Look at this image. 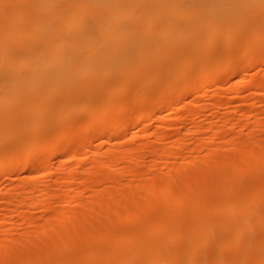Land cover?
<instances>
[{
	"label": "bare ground",
	"instance_id": "6f19581e",
	"mask_svg": "<svg viewBox=\"0 0 264 264\" xmlns=\"http://www.w3.org/2000/svg\"><path fill=\"white\" fill-rule=\"evenodd\" d=\"M136 1L126 4L130 0H0V183L16 179L20 172L45 171L40 176L44 180L48 178L46 172L51 171H46L52 163L51 156L53 159L66 156L68 162L61 161L67 162L68 175L58 186H62L61 191L68 190L64 186L76 187L56 192L58 182L51 180L53 184L49 182L51 185L48 183L46 187L43 184L47 178L36 184L33 178L28 176L32 183L26 180L28 177L18 175L25 180L17 178L15 183L27 182L21 183L9 199L6 198L9 195L4 196L8 200L0 201V216L4 215L0 218V231L9 232L8 225L5 229L1 226L17 218L22 223L25 218V229L31 225L30 221L38 219L44 228L26 237L22 232V238L18 239L11 229L13 236L9 235L11 231L8 235L12 239L0 238V264H264V111L260 113L257 108L263 117L258 116L255 124L252 122L254 126L247 129L251 119L256 118L252 109L264 100L262 75L257 78L251 74L264 65V38L257 36L264 33V4H189L190 0H186L188 3L184 0V4L182 0H163V4L144 0L146 4L141 0L137 4ZM56 4L87 8L82 11L78 7L85 12L78 17L80 20L76 18L78 21L86 13L97 22L103 21L94 23L91 19L96 28L89 34L93 27L85 16L88 24L83 19L80 23L83 31L80 25L77 29L83 33L87 27V35L84 32L83 37L78 32L79 37L76 34L70 38L64 34L67 36L64 39L60 30L61 35H56L58 29L53 26L58 22L57 15L66 11L57 13L52 7ZM49 6L57 17L52 21L56 17L50 16L52 25L41 22L46 16L34 20L39 24L29 20L33 9L37 14L46 11L48 14ZM81 11L70 12L77 17ZM22 18L32 22V26L27 24L29 29L42 27H37L38 31L21 29L22 21L27 22ZM64 18L59 21H66ZM14 22L18 24L15 29ZM67 22L75 27L72 20ZM43 25L54 32L45 31L47 27ZM10 28L14 31H9ZM23 31L31 33L23 37L20 34ZM30 34L33 35L29 37ZM223 59L226 72L219 74ZM231 72L233 79L238 78L232 84L235 93L232 100L229 98L231 101H246L238 85L250 77L252 85L248 88L257 91L252 94L257 105L242 112L240 123H232L240 115L231 110L225 113L224 120H219V110L232 105L225 103L228 107H223L224 101H217L222 108L215 105L210 119L200 110L189 113L193 121L190 130L199 133V137L202 135L192 148H187L190 145L183 139L186 134L180 132L185 125L176 124L185 122L186 115L181 114L171 123L178 126L165 122L163 125L169 126L158 132L157 141L175 138L166 140L168 144L163 142L167 146L160 148L157 141L156 146H151L154 141L148 140H141L136 147L129 143L131 139L125 143L138 129L144 132V126L139 125L151 117L164 118L162 113L169 109L181 112L183 101L189 97L200 98L210 88L217 91L216 85ZM204 116L209 119L206 128L205 121L202 125L200 120ZM75 123L82 124L75 125L76 133ZM41 124L48 134L46 129L42 132ZM38 131L44 134L39 135L41 141L34 134ZM116 137L122 140L117 141L119 145L115 144ZM222 139L226 140L219 146ZM94 140L97 142L93 146ZM120 145L126 149L121 151ZM107 146L116 147L106 151ZM183 152L186 154L182 155ZM201 152H206V158H202ZM147 155L153 156L149 157L153 164L150 161L152 165L144 166L143 158ZM19 157L22 159L17 162ZM63 162L59 164L66 166ZM85 163L91 167L78 173L77 167ZM154 169L163 170L161 178L149 175ZM98 170L112 172L111 175L108 171L109 175L99 172L98 176ZM38 175L34 178L39 179ZM123 181L126 185L135 184L122 187ZM97 185L110 190L99 191L100 195L98 192L92 195L96 190L90 191L93 192L90 203L82 202L83 191L87 187L86 191L93 190ZM81 199L80 210L71 212L70 204ZM54 203L57 207L52 206ZM23 208L29 218L24 216ZM124 224L135 228L121 232L118 229ZM98 242L103 244L98 246Z\"/></svg>",
	"mask_w": 264,
	"mask_h": 264
},
{
	"label": "rangeland",
	"instance_id": "374dc122",
	"mask_svg": "<svg viewBox=\"0 0 264 264\" xmlns=\"http://www.w3.org/2000/svg\"><path fill=\"white\" fill-rule=\"evenodd\" d=\"M145 1H148V0H145ZM145 1L143 0L142 3L145 2ZM149 1H150V0H149ZM158 1H159V0H156V1H155V0H154V1L151 0V2H149V4H152V2H154L155 4H156V2H157L158 4H163V0H161L162 3H160V1H159V2H158ZM168 1H169V0H168ZM168 1H167V2H168ZM179 1H181V0H179ZM182 1H183V2H182ZM182 1H181V3L184 4V0H182ZM188 1H189V0H188ZM188 1L186 2V0H185L186 3H188ZM190 1H191V2H190L189 4H264V0H190ZM130 2H131V3H130ZM130 2H127L126 4H132V2H133V3L135 2V0H130ZM136 2H137V1H136ZM138 2H140L139 4H141V0H138ZM138 2H137V4H138ZM164 2H166V0H165ZM170 2H171V4H172V1H170ZM170 2H168V3H170ZM175 2H176V0H175ZM177 2H178V1H177ZM145 3L148 4L147 2H145ZM145 3H144V4H145ZM181 3H180V4H181ZM186 3H185V4H186ZM134 4H135V3H134ZM173 4H174V3H173ZM175 4H177V3H175ZM34 5H35V4H34ZM56 5H57L58 7H57V6L55 7V6H52V5H51V6L54 7V8H56L57 13H61L62 11H63V12L66 11V13H67V14H66V13H65V14L61 13L60 16H61L62 18H60V16L57 15V16H58V22H59V24H58V22L55 21V22H56V23H54L55 26H53V27H55L56 29H58V30H55V32L58 31V33H57L56 35H57V36H60L61 33H62L63 36H64V37L62 36V38H64V39H66L67 36H70V38H71L72 35H73V37H75L76 34H78V35H76V37H77V36L79 37V34L82 33L83 28H84L83 26H81V24H82L81 21H83V19H84L85 16L87 17V13H86L85 16H83V19H82L81 21H78V19L80 20V18H78V17H80L81 14L84 15L85 12L83 13L82 11H85V9L87 10V8H85V9L82 10V7H79V6H76V5H75V6H76L77 8H75L74 4H69V5H68V4H64V5L62 4L63 6H62L61 4H56ZM65 5H66V6H65ZM37 6H38V5H36V7H37ZM51 6H49V7H51ZM69 6H70V7H69ZM40 7H41V6H40ZM52 7L50 8L51 11H50V9H49L50 13H49V11H48V14H47V13H46L47 11H46L45 14H44V12H42L41 15H40V13H38V14L35 13L37 10L40 9L39 7H37L38 9H37L36 11H34L35 9L32 8V9H33V12H32V15H33V16H32V17L30 16V19H29V20L32 19V22H33L34 20H36V22H37V21H39V20H37L39 17H41V16H43V17L46 16V17H44V18L42 17L43 19H40V18H39V19L41 20V22L44 20L43 23H45V24L47 23V26H48V24H50V22H51V21H49V20H51V17H52V18H55V17H56V16H55L56 13H54V14L52 13ZM60 7H63V8L60 10ZM78 7L81 8L82 11L79 10ZM83 7H84V6H83ZM34 8H35V7H34ZM58 8H59V9H58ZM67 8H68V9H67ZM32 9H31V7H30V10H31V11H32ZM41 9H42V8H41ZM47 9H48V8H47ZM47 9H45V10H47ZM64 9H65V11H64ZM70 9H71V10H70ZM72 9H74V11L77 12V13H78L79 11H81L80 14H77V15H79V16H77V17L74 16V13H71V12H72ZM75 9H76V10H75ZM54 10H55V9H54ZM58 10H59V11H58ZM77 10H78V11H77ZM42 11H43V9H42ZM60 11H61V12H60ZM67 11H69V13H68ZM70 11H71V12H70ZM39 12H41V11L39 10ZM53 12H56V11H53ZM36 14H37V16H36ZM89 14H90V13H88V17L86 18V20L88 19L89 24H92V23H91V22H92L91 19L94 20V21H93L94 23H96V22H97L96 18H95L93 15L91 16V14H90V15H89ZM51 15H52V16H51ZM53 15H54L55 17H54ZM50 16H51V17H50ZM64 16H65L67 19L64 18ZM89 16H90L91 18H89ZM34 17H36V18H34ZM47 17H48V18H47ZM49 17H50V19H49ZM81 17H82V16H81ZM28 18H29V17H27V19H28ZM33 18H34V19H33ZM63 18H64V20H66V21H63V20H62L63 23L65 22V23L67 24L66 27H65L66 24H63L64 26H61V24H60V23H62V22H60L59 19H63ZM76 18H78V19H76ZM93 18H94V19H93ZM23 19H26V18H22V20H23ZM27 19H26V21H27ZM29 20H28L27 22H25V20L22 21V22H23L22 25H23V24H24V25L22 26L21 29H23V28H25V30L29 29L30 25H27V24H28V22H29V24L32 23V22H30ZM53 20H57V17H56L55 19H52V21H53ZM68 20H69V21L72 20V23H73V24H71V25H73V26H75V27L72 28V26L69 25V26H70V28H69L68 23H70V22H67ZM86 20L84 19L83 22H85ZM45 21H46V22H45ZM47 21H49V23H48ZM76 21H77V26H76ZM90 21H91V22H90ZM95 21H96V22H95ZM102 21H103V20H102ZM102 21L99 20L98 22H102ZM78 22H79V24H78ZM98 22H97V23H98ZM104 22H106V21H104ZM34 23H35V21H34ZM80 23H81V24H80ZM85 23L88 24L87 21H86ZM35 24H39V23H35ZM45 24H44V25H45ZM52 24H53V22H52ZM52 24H50V25H52ZM83 24H84V23H83ZM13 25H14V26H13L14 29L16 28V26H18L17 22H16V23L14 22ZM26 25H27V26H26ZM44 25H43V26H44ZM57 25H59V28H58ZM79 25H80V27H82V31H81V32H80V30L78 31V29H77V27H78ZM84 25H85V24H84ZM93 25H94V24H92V26H91V27H93V28L91 29L92 31H91V30H88L87 33L90 34V32H93V31H94L93 29H95L96 27H95V25H94V26H93ZM25 26H26V27H25ZM31 26H32V24H31ZM34 26H35V25H34ZM47 26H44V28L47 27ZM56 26H57V27H56ZM88 26H90V25H88ZM37 27H38V28H39V27H42V25H41V26L36 25V28L33 29V28L31 27L32 29L30 28L29 30H32V31H33V30L36 29V30L38 31ZM60 27H62V28L65 27V28H64L65 30H61L62 28L60 29ZM80 27H79V28H80ZM85 27H86V26H85ZM91 27H90V28H91ZM94 27H95V28H94ZM11 28H12V27H11ZM11 28H10V29H11ZM55 28H54V29H55ZM90 28H88V29H90ZM10 29H9V31H14L13 29H11V30H10ZM42 29H43V28H42ZM80 29H81V28H80ZM17 30H18V29H17ZM46 30H47V31L50 30V32H52V31L54 32V30H52V28H51V29L49 28V30H48V27H47V28L45 29V31H46ZM59 30L61 31V33H59V32H60ZM86 30H87V27H86ZM86 30H85V31H86ZM39 31H40V30H39ZM45 31H44V32H45ZM85 31H84V32H85ZM26 32H27V31H26ZM44 32H43V35H42V36H44ZM53 32H52V33H53ZM63 32H64V33H63ZM78 32H80V33H78ZM84 32L82 33V35L84 34ZM29 33H31V31H30ZM29 33H28V34H29ZM32 33L35 34L36 32L34 31V32H32ZM93 33H94V32H93ZM20 34H21V35L23 34V35H22L23 37H24L25 34H26V36L28 35L27 33L24 34V31H23V33H20ZM33 34H30L29 37L32 36ZM37 34H38V33H36L35 36H36ZM40 34H41V32H40ZM48 34H50V33H48ZM58 34H59V35H58ZM64 34L67 35V36H65ZM85 34H86V32H85ZM85 34L83 35V37L85 36ZM46 35H47V32H46ZM50 35H51V34H50ZM82 35H80V36L82 37ZM86 35H87V34H86ZM42 36H41V37H42ZM51 36H53V35H51ZM257 36H259L258 38H264V33L262 34L263 37L261 36V34H260V35L258 34ZM260 36H261V37H260ZM36 37H37V36H36ZM36 37H35V38H36ZM38 37H40V36L38 35ZM70 38H69V39H70ZM262 40H263V39H262ZM221 62H222V65H223V66L220 67L219 70H220L221 72H219V74H220V73L223 74V72H226V71H225L226 69H225V66H224V64L226 63V60L223 59V60H221ZM261 67H262V68H261ZM261 67H258L260 70L257 68V69H258V72H256L255 70H257V69H255V70H253V72H252L251 74L254 73V74L256 75V76H255V75H254V76L257 77V78H258L259 75H262V77H261V78L259 77V78L262 79V80H264V79H263V78H264V65L261 66ZM262 69H263V70H262ZM232 72H234V71H232ZM232 72L229 73L227 76L224 77L225 80L223 79V81H222L221 83L219 82V83L216 85V90L218 91V93H217V91H214V90H215L214 88H210L209 90H206V91L203 93L204 95H203V94H202V96L200 95V98H199L198 96H197V97H195V96L192 97V96H191L192 98L189 97L190 99L188 98V99L184 100V101H185V102L183 101V103H184V105H185V106L183 105V108H184L183 110H184V111L181 110V112H180V111H178V110H176V111L173 110L174 112H172V110L169 109L170 111H169V110H165V111L162 113V114H165V116L161 115V116H163L164 118L160 117V119H159V118H158L159 116L157 117V115H155L157 118H156L155 116L151 117V119H150L149 121L147 120L148 122H147V121L143 122L144 125H143V123H141V124L139 125L140 127H141V125H142V127L144 126V128H145V129H144V132L139 131L140 129L142 130V128L138 127V128H140V129L137 128L138 131L135 132V134H136V138H135V136H134L135 134H134V135H131V137H130V136L127 137V140L125 141V143H126V142L128 143V141H129L130 139H131V140L133 139L132 141L130 140L129 143H130V144L134 143L133 146L135 145V147H136V146L138 145V143L141 142V140H143L144 142L148 140L147 142H150V141H154V142H155V144H153L154 142H152L151 146H156L157 143H158L157 145H159L160 148L163 147V145H164V147L167 146V145H165V144H166L165 142H167V141L170 142L169 140H172V139H175V138L172 137V138L170 139V138L168 137V138H165V141L159 140V141H160V142H159V141L155 140V139H158V134H159L158 132H161V133H162L163 130H165V128H167L166 125L169 126L168 123L171 124V123H173V122H176L175 119H177V118H175V117H177V116H179V114H181V115H183V116H185V115L187 116V117L185 116V117H184L185 119H183L185 122L182 121L181 123H176V124H179V125H181V126H178V125H176L175 123H174V124H171L170 126H178V127H182V126L185 125V126H184L185 128H183V127L180 128V129H181L180 132H184V133H182L183 135L186 134V135L184 136L183 139H184L185 141L188 142V145H190V146H187V148H192V147L194 146V144H196V143L198 142V140L202 139V135L199 137V135H200L199 133H195V132H192V131H191V130H192L191 128H192V122H193V121L191 120V118H190V116H189V113H193L194 111H199V110H200L201 113L204 112L203 115L206 114V116H207V115H209L213 110H215V108H214L215 105L220 106V108H222V106H223V107H228L229 104H230V106L232 105V107H230V108H227V109H226V108H222V110H221V109L219 110V120H224V119L226 118L225 113H227L228 110H229V111L231 110V111H234V112L237 111L236 114H237V115H240V116L236 117L237 115L235 114L234 118H235V117H236V118H235V119H232V123L234 124V122H235V125L238 124V122L240 123V121L238 120V118H239V119L241 118V114H242V112L246 111L247 108H248L247 111H248V110H251L255 105H257V102H255V103H256V104H255L254 101L252 100V98H253V95H252V94H255L254 92H257V91H254L255 89H253V88H248L249 86L251 87V85H252V81H251V78H252V77H250V79H249L248 81H246V82L243 83V84H239V85H238V86H240V88H241V89L238 88V91L241 93L240 95H242V96H244L245 98H247V99H245L246 101L243 102V103H245V104L243 105V103H238L237 101H231V100H232L231 97H233V96H234V93H235V91L232 90V89H233V88H232V84L238 81V78H237V77H236L235 79H233L234 77L232 76V75H233ZM255 72H256V73H255ZM257 75H258V76H257ZM229 76H232V77H229ZM229 78H230V79H229ZM231 78H232V79H231ZM253 78H254V77H253ZM236 79H237V80H236ZM252 80H253V79H252ZM249 81H250V82H249ZM217 87H218V88H217ZM252 87H253V86H252ZM243 88H244V89L247 88L246 90H244V93L242 92ZM239 89H240V90H239ZM251 89H252V90H251ZM196 91H197V90H196ZM251 91H252V92L254 91V92L252 93ZM213 95H215V96L217 95V96L214 97ZM245 95H247L248 97L245 96ZM194 97H195V98H194ZM198 98H199V100H198ZM229 98H231V100H230ZM191 99H192V101H191ZM193 99H194V100L196 99V100L194 101ZM216 99H217V100H216ZM248 99H251V100H248ZM213 100H214V101H213ZM215 100H216V101H215ZM227 100H228L230 103H228ZM193 101H194L195 103L197 102L199 105H197V104L195 105V103L193 104ZM198 101H199V102H198ZM217 101H220V102L224 101V102H223V105L221 106L220 102H217ZM225 101H226V102H225ZM258 101H259V100H258ZM262 101H263V102H262ZM189 102H192V103L189 104ZM200 102H201V104H200ZM212 102H213V103H212ZM216 102H217V103H216ZM232 102H233V103H232ZM235 102H237V103L235 104ZM132 103H133V102H132ZM135 103H136V102H135ZM185 103H187L188 105H186ZM211 103H212V105H210ZM225 103H227L228 106H227V104H225ZM261 103H262L263 105H262ZM109 104H110V103H109ZM191 104H192V107L190 106ZM205 104H206L207 106H206ZM218 104H220V105H218ZM224 104H225V105H224ZM237 104L240 105V109H241V110L239 109V106H238ZM241 104H242L243 106H242ZM249 104L251 105V107L249 106ZM252 104H253V105H252ZM259 104H260V105H259ZM259 104L257 105V107H254V109H252V110H254V113H253V114L255 115L254 117H256V118L251 119V120H252V121L250 122L251 124L249 123V125L247 126V129H249V126H250V125H252V126H250V128L254 126L253 123L255 124V120L257 119L258 116H260V117H258V118H261V117H263V115H264L263 113H262L263 115L260 114L261 111H262V112L264 111V100H261V102H259ZM134 105H135V104H134ZM134 105H133V106H134ZM136 106H137V105H136ZM194 106H196L197 108H195ZM201 106H202L203 108H205V109H203ZM209 106H210V107H209ZM211 106H212V107H211ZM217 106H216V109H217ZM233 106H234V107L237 106V107L234 108ZM252 106H253V107H252ZM261 106H262V109H261ZM200 107H201V108H200ZM192 108H193L194 110H191ZM206 108H208V109H206ZM210 108H211V109H210ZM232 108H234V109H232ZM255 108H256V109H255ZM257 108L259 109V111L261 110L260 113H259V111H258ZM243 109H244V110H243ZM112 110H113V109H112ZM203 110H206V111H203ZM229 111H228V112H229ZM238 111L240 112V114H239ZM110 112H111V111H110ZM168 112H169V113H168ZM170 112H172V113H170ZM176 112H177V113H176ZM178 112H179V113H178ZM184 112H185V113H184ZM186 112H187V113H186ZM206 112H207V113H206ZM183 113H184V114H183ZM257 113H259V114H257ZM167 114H168V116H167ZM169 114H171V115H169ZM222 114H224V115H222ZM173 115H175V116H173ZM206 116L200 118V120H202L201 124L204 123V121H205V126H203L204 128H206V126H208V125L206 124V123H207L206 121H208V123H209V119H210V115H209V117H208L209 119L206 118ZM223 116H224V117H223ZM169 117H171V118H169ZM188 117H189V119H188ZM167 118H169V119H167ZM174 118H175V119H174ZM186 118H187L188 120H187ZM202 118H204V119H202ZM222 118H223V119H222ZM205 119H206V120H205ZM188 121H189V122H188ZM76 122H77V121H76ZM78 122H79V121H78ZM165 122H168V123H166V125L164 126L163 123L165 124ZM252 122H253V123H252ZM42 123H43V122H42ZM76 124L78 125L79 123H75L74 126H75ZM183 124H184V125H183ZM80 125H82V124H80ZM80 125H78V127H80ZM202 125H203V124H202ZM41 126H42V132L44 133L46 127H45V129L43 130V125L41 124ZM41 126H40V128H39L40 131H41ZM74 126H73V128H76V129L74 130V133H76V131L78 130V128H77L76 126H75V127H74ZM226 126L231 127L229 124L226 125ZM229 127H227V128H229ZM70 128H71V127H70ZM68 129H69V128H68ZM71 129H72V128H71ZM71 129H69L68 131H70ZM187 129H188V130H187ZM190 129H191V130H190ZM135 130H136V129H135ZM183 130H184V131H183ZM46 131H47V129H46ZM46 131H45V134H48V131H47V133H46ZM66 131H67V130H66ZM66 131H65V133H66ZM68 131H67V134H68ZM145 131H146V132H145ZM186 131H187V132H186ZM188 131L191 132V133H189ZM260 131H261V130H260ZM260 131H259V132H260ZM70 132H71V131H70ZM70 132H69L68 135H70ZM262 132H264V128H262ZM40 133H41V132H40ZM40 133H39V131H38V133L36 132V133H34V134H36V135L38 134V135H37L38 137H39V135H44L43 133H41V134H40ZM74 133H72V134H74ZM188 133H189V135H188ZM192 133H193V134H192ZM260 133H261V132H260ZM34 134H33L34 139H36V138H35L36 135H34ZM72 134H71V135H72ZM82 134L84 135L85 133H82ZM82 134H77V135H82ZM190 134H192V135H190ZM77 135H76V138H77ZM261 135H263V134H261ZM261 135H259V136H261ZM37 136H36V137H37ZM45 136H46V135H45ZM45 136H43V137L45 138ZM143 136H144V137H143ZM188 136H189V137H188ZM197 136H198V137H197ZM47 137H49V135L46 136V138H47ZM133 137H134V138H133ZM138 137H139L140 140L138 139ZM145 137H146V138H145ZM74 138H75V137H74ZM76 138H75V139H76ZM196 138H197V139H196ZM198 138H200V139H198ZM40 139H42V137L37 138V140L41 141ZM119 139L121 140L120 137H116V139H115L116 142L114 141L116 145H117V144L119 145V142H117V141H120ZM136 139H138V140H137V141H138L137 143L134 142V141H136ZM188 139H189V140H188ZM226 139H227V138H226ZM226 139H222L223 141L220 140V141H219V146L223 145L224 140H226ZM73 140H74V139H73ZM163 140H164V139H163ZM166 140H167V141H166ZM184 140H183V141H184ZM50 141H52V139H50ZM121 141H122V140H121ZM121 141H120V142H121ZM156 141H157V143H156ZM161 141H162V142H161ZM183 141H182V142H183ZM185 141H184V142H185ZM190 141H191V142H190ZM193 141H195V143H194ZM196 141H197V142H196ZM37 142H38V141H37ZM43 142H44V141H43ZM47 142H48V141H47ZM96 142H97V140H94V142H92L93 146L95 145ZM147 142H146V144L149 146L150 143L148 144ZM163 142H164L165 144H163ZM168 142H167V144H168ZM187 142H185L186 144H184V145H187ZM220 142H222V143H220ZM41 143H42V142H41ZM50 143H51V142H49V144H48V143H47V144L50 145ZM190 143H191V144H190ZM47 144H46V146H48ZM92 144H91V145H92ZM122 144L125 145L124 143H122ZM136 144H137V145H136ZM220 144H221V145H220ZM44 145H45V144H44ZM192 145H193V146H192ZM40 147H41V146H40ZM43 147H44V146H43ZM112 147H113V146H110V147L107 146V147L105 148V150H106V151H111L110 149H113V148H115L116 146H114L113 148H112ZM157 147H158V146H157ZM44 148H45V147H44ZM44 148H42V149H44ZM54 148H55V147H53V149H54ZM118 148H119V146H118ZM122 148H124V149H122ZM122 148H121V145H120V150H121V151H124V150L126 149L125 146H124V147L122 146ZM15 150H16V148H15ZM54 150H55V149H54ZM13 151H14V150H13ZM205 153H206V152H205ZM205 153H204V152H201V153H200L201 155H202V154L204 155L202 158H204V157L206 158V155H207V154L205 155ZM185 154H186V152H183L182 155H185ZM51 155H52V154H51ZM88 155H89V154H88ZM21 156H23V155H21ZM52 157H53V156H51V162H52V163L50 164V166H52V164H53V167H50V166H49V168H47V170H46V171H49V170L52 171V174H49V173H51V171H50L49 173L46 172V174H47V176H48V178H47V177H46V178H47L48 181L46 180V178L43 180V179H41V177H40L41 174L45 173V171H44V172L42 171V173H35V174H34V172H33V173H31L32 175L29 174V173H27V172L25 171V173H27V174H24L23 172H22V173L20 172V175H21V176H20L19 174H18V175H19L21 178H22V177L25 178V177H28V176H29L30 178H33V182H34V183L39 182V181H41V182L43 181L42 183H44L45 180H46V182H45L46 184H45V183L43 184V185H46V187H47L50 183L53 184V183L51 182V180H52V181H54V183H55V182H58V183H57V186H58V184L61 183V182H59V181H62V180L64 181V179H65L64 177L67 178L68 172L65 171V170H67V164H66V163L68 162V161H67L68 158H67L66 156H63V158L61 157V158L57 159L56 157H54V159H53ZM144 157H145V158H143V160L145 161L144 164H143L144 166H146V165H148V164H151V163L153 164V159H150L151 157L153 158V156L150 157L149 155H147L148 158H147L146 156H144ZM149 157H150V158H149ZM55 158H56L57 160H56ZM21 159H22V158L19 157V160H17V162L20 161ZM52 159L54 160L55 163H53ZM61 159L64 160V161H67V162L64 163L63 161H61ZM65 159H66V160H65ZM143 160H142V163H143ZM60 161L63 162L64 164H66V166H65L64 164H63L64 166H61L60 164H62V163H61ZM146 161H147V162H146ZM150 161H151V163H149ZM59 163H60V164H59ZM152 164H151V165H152ZM57 165H59V166H58L59 168L57 167ZM83 165H84V166L81 165V166L77 167V171H79L78 173H82V172L84 173V171H86V170L89 169V168L86 169L87 166H88V167L90 166L88 163H85V164H83ZM85 165H86V166H85ZM60 166H61V167H60ZM62 167H63L64 169H63ZM65 167H66V168H65ZM82 167H83L85 170H83ZM90 167H91V166H90ZM51 168H52V169H51ZM57 168H58L59 170H60V168L63 169V170H60V171L62 172V174H61L60 171H58ZM56 169H57V170H56ZM81 169H82V170H81ZM184 169H186V168H184ZM80 170H81V171H80ZM156 170H157V171H156ZM186 170H187V169H186ZM186 170H185V171H186ZM0 171H1V170H0ZM56 171H57V172H56ZM64 171L67 172L66 175L63 174ZM107 171H108V172L110 173V175H111V172H112V171L110 172L109 170H105V171H104V170H101V171L98 170V171H97V172H98V176L100 175L99 172H102V174H103V172H106V175H109V173L107 174ZM180 171H181V170H180ZM53 172H55V174H54ZM58 172H60V174H59ZM65 172H64V173H65ZM153 172H154V173H153ZM57 173H58V175H57ZM158 173H159V174H158ZM162 173H163V170L161 171L160 169H159V170H158V169H154V170H152V171L150 172L149 175L152 174L151 177H153L155 174H157V175H155V176H157V177L160 175V177H158V179H159V178L162 177V176H161ZM182 173H184L183 169H182ZM38 174H40V175H38ZM48 174H49V175H48ZM53 174H54V175H53ZM96 174H97V173H96ZM18 175H17V177H16V176H13L14 178L16 177V179H10V180H7V181H9L8 183H6V181L0 183V189L2 188V189L0 190V193H1V194H0V195H1L0 201H1V200H2V201H4V200H8V199H9L8 197H10L11 194H13L14 191H16L18 188H20V187L22 186L23 183L27 182V181H25V182H21V183H22V184H21V183H19V182L17 181V183H15L16 180H17V178H20ZM36 175H38L37 178H39L40 180L34 178V176L36 177ZM44 175H45V174H44ZM55 175H56L57 177H56ZM59 175H60V176H61V175H64V176L59 177ZM103 175H104V174H103ZM31 176H33V177H31ZM52 176H53L56 180H53L54 178H53ZM155 176H154V177H155ZM13 177H12V178H13ZM29 177L26 178V180L32 182V180H31ZM21 178H20V179H21ZM24 178L21 179V180H25ZM50 178H51V179H50ZM58 178H59V179H58ZM61 178H62V179H61ZM20 179H19V180H20ZM29 179H30V180H29ZM35 179H36V180H35ZM57 179H58V180H57ZM60 179H61V180H60ZM14 180H15V181H14ZM37 180H38V181H37ZM123 180L127 181L126 179H123ZM160 180H161V179H160ZM10 181H14V182H10ZM125 181H123V183H124L125 185L123 184L122 187H123V186H126V187H127L128 184L126 185L127 182H125ZM33 182H32V183H33ZM41 182H39V183H41ZM49 182H50V183H49ZM14 183L17 184V185H15ZM39 183H36V184H39ZM42 183H41V184H42ZM48 183H49V184H48ZM133 183L135 184V182H133ZM13 184H14V185H13ZM51 184H50V185H51ZM134 184H133V185H134ZM19 185H20V186H19ZM77 185H78V184H76V186H77ZM133 185L130 186V184H129L128 186L132 187ZM15 186H16V187H15ZM72 186H73V188L70 187V185H68V186H66V187L64 186L63 189H65V188H67L68 190H70V189H74L75 185H72ZM97 186H98V185H97ZM162 186H164V183H163ZM58 187H59L60 189H58ZM58 187H57L56 192H59L58 190H60L61 193H63V192H67V191H68V190L66 191V189H65L64 191H61V190H62V186L59 185ZM68 187H69L70 189H69ZM98 187H99V186H98ZM98 187L95 186V188H94L93 190H88V191H86L87 188H88V187H87V188L85 189V191H83L84 194H83V192H82L83 195H82V196L80 195V197H81L82 199L84 198L83 201H82V199H81V200H78L77 203H71L70 206L68 205V206H69L68 209H69L71 212H73V210H74V211H76L77 209L80 210V208H78V207H79V206H78V202H79V203H82V202H85V203H86V202L89 201L88 203H90V201H91V194L93 193V192H90V191H94V190H96V191H94V193H93L92 195H95L97 192H98V193H97V195H98V194H99V191L102 193L103 191H104V192H107L106 190H110V189H108V187H106L107 189L105 190V189H104L105 187H104L103 185H101V188L99 187L100 189H98ZM130 187H129V188H130ZM75 188H76V187H75ZM77 188H78V187H77ZM96 188H97V189H96ZM6 189H7V190H6ZM14 189H15V190H14ZM2 190H4V192L6 193V194H5V193L3 192L5 195L2 194ZM132 190H133V189H132ZM6 191H7V192H6ZM8 191L11 192V193H9ZM88 192H89V193H88ZM95 192H96V193H95ZM8 193H9V194H8ZM88 194H89V195H88ZM7 195H9V196H7ZM99 195H100V194H99ZM4 196H7L6 198H8V199H6ZM89 196H90V198H89ZM84 200H86V201H84ZM81 201H82V202H81ZM72 204H73V205H72ZM74 204H75V205L77 204V206H74ZM56 205H57L56 203H54V205L52 204V206H54V207H57ZM54 207H53V209H54ZM65 208H66V207H65ZM75 209H76V210H75ZM24 210H25V209L23 208L22 211H23V214H24V216H25V215H27V214L24 213ZM4 214H5V213H4ZM6 214H8V212H6ZM41 214L44 215L43 213H41ZM41 214L39 213L40 217H43ZM39 215H38V217H39ZM2 216H4V215H1L0 218H2ZM219 216L222 217L221 215H219ZM25 217H26V218H29L28 215L25 216ZM38 217H37V218H36V217H33V219H34V218L38 219ZM220 217H219V218H220ZM223 217H224V216H223ZM15 220H16L15 223H17V225H15V223H14ZM38 220H39V219H38ZM38 220H36L37 222H36L35 220H34V222H33V220L30 221V223H31V225H32L31 228L29 227V226H31L30 224H29V226L26 225L27 227L30 228V229H28V228L26 227V229H27L28 231L25 229V225H24V224H26V223L24 222V221H25V218L23 219V223H24V224L22 223V219H21V218H17V219H14L13 222H11V223H13V225H10L11 223H10V224H5V227H4V224H3V225L1 226V229H5V228L7 227V225H8V227H7V228H8V231H9V230L11 231V229H13V230H14V231L12 230V231H13V235H15L14 238L16 239V237H17V239H18V237L21 236L20 233H22V232L24 233V235H23V233H22V236H23V237H24V236L26 237V236H28V234H29V235H32L33 233L35 234L36 232H39L40 230H43V228H44L43 225H44V224L42 225V223H39ZM35 222H36V223H35ZM32 223H33V224H32ZM38 224H39V225H38ZM124 225H125V226H124ZM124 225H121V229H118V230H121V232H125V231L128 230V229H129V231H130V229H131L132 227H133V229L135 228V226L132 225V224H131V226H129L130 224H128V225L124 224ZM13 226H14V227H13ZM15 226H16V227H15ZM10 227H11V228H10ZM41 227H42V228H41ZM123 227H124V229H123ZM125 228H126V229H125ZM31 229L34 230L35 232L31 231ZM35 229H36V230H35ZM37 229H38L39 231H37ZM25 230H26V234H25ZM29 230H30L31 232H30ZM4 231H5V233H4ZM4 231H3V230L0 231V232L3 233V235L0 234V235H2V236H0V238L2 239V238L4 237V240H8V239H10V238L12 239V237H10V236H13V235L11 234L12 231H11V232L9 231L10 233L7 232L6 229H5ZM126 232L128 233V231H126ZM8 233H9L10 236L8 235ZM30 233H32V234H30ZM18 234H20V235H18ZM4 235H5L6 237H5ZM17 235H18V236H17ZM7 236H8L9 238H8ZM22 236H21V238H22ZM6 238H8V239H6ZM14 238H13V239H14ZM2 240H3V239H2ZM100 244L102 245L103 242H100ZM100 244H99V242L97 243L98 246H101ZM68 259H69V258H68ZM70 260H73V259H70ZM45 264H46V263H45ZM47 264H48V263H47ZM49 264H50V263H49Z\"/></svg>",
	"mask_w": 264,
	"mask_h": 264
}]
</instances>
